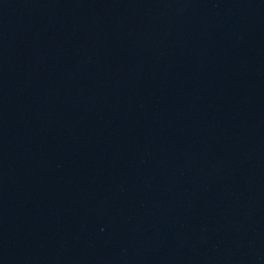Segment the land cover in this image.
<instances>
[{"label":"water","instance_id":"obj_1","mask_svg":"<svg viewBox=\"0 0 264 264\" xmlns=\"http://www.w3.org/2000/svg\"><path fill=\"white\" fill-rule=\"evenodd\" d=\"M0 264H264V0H0Z\"/></svg>","mask_w":264,"mask_h":264}]
</instances>
